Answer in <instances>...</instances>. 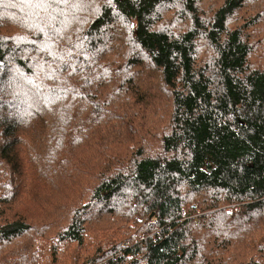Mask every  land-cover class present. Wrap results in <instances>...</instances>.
<instances>
[{
    "label": "trees",
    "instance_id": "16d2710c",
    "mask_svg": "<svg viewBox=\"0 0 264 264\" xmlns=\"http://www.w3.org/2000/svg\"><path fill=\"white\" fill-rule=\"evenodd\" d=\"M0 264H264V0H0Z\"/></svg>",
    "mask_w": 264,
    "mask_h": 264
}]
</instances>
